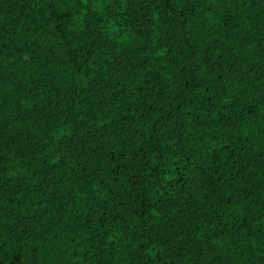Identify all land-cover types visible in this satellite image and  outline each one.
Returning <instances> with one entry per match:
<instances>
[{
	"label": "trees",
	"instance_id": "1",
	"mask_svg": "<svg viewBox=\"0 0 264 264\" xmlns=\"http://www.w3.org/2000/svg\"><path fill=\"white\" fill-rule=\"evenodd\" d=\"M0 264H264V0H0Z\"/></svg>",
	"mask_w": 264,
	"mask_h": 264
}]
</instances>
